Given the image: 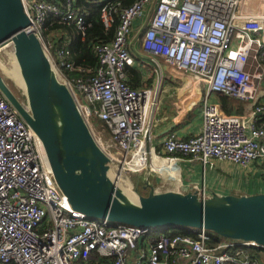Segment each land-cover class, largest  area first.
I'll return each instance as SVG.
<instances>
[{
	"label": "built area",
	"instance_id": "obj_1",
	"mask_svg": "<svg viewBox=\"0 0 264 264\" xmlns=\"http://www.w3.org/2000/svg\"><path fill=\"white\" fill-rule=\"evenodd\" d=\"M99 1L109 28L123 0ZM22 3L32 22L27 30L42 41L86 122L99 120L106 127L115 151L103 150L111 163L143 169L140 155L148 148L165 81L159 75L154 85L135 87L127 69L152 63L160 71L168 64L191 74L207 88L200 130L186 138L169 132L162 150L154 149L158 157L175 167L182 161L204 169L228 162L246 176L264 167V8L252 11L264 0H137L120 9L112 41L92 44L98 64L79 78L65 72L74 69L70 49L62 44L52 50L44 34L54 17L74 23L85 37L90 23L76 0ZM136 23L142 25L138 38L148 61L131 45ZM213 94L227 95L244 109L227 113L219 100H211ZM172 178L183 191L180 175ZM189 190L207 195L206 185L191 184ZM252 246L205 229L169 234L73 209L41 139L0 90V264H263L248 251Z\"/></svg>",
	"mask_w": 264,
	"mask_h": 264
},
{
	"label": "water",
	"instance_id": "obj_2",
	"mask_svg": "<svg viewBox=\"0 0 264 264\" xmlns=\"http://www.w3.org/2000/svg\"><path fill=\"white\" fill-rule=\"evenodd\" d=\"M22 0H0V48L14 44L28 105L0 73V90L41 139L55 180L73 209L138 227L205 229L225 239L264 247V192L202 196L159 191L130 198L111 176V159L95 139L70 88L57 75L42 41L27 29Z\"/></svg>",
	"mask_w": 264,
	"mask_h": 264
},
{
	"label": "crops",
	"instance_id": "obj_3",
	"mask_svg": "<svg viewBox=\"0 0 264 264\" xmlns=\"http://www.w3.org/2000/svg\"><path fill=\"white\" fill-rule=\"evenodd\" d=\"M263 8L262 4H256L252 11H261ZM141 27L142 25L136 23V34L132 37L131 45L137 52L139 59L148 61L149 56L142 50L141 39L138 38L143 34L140 31ZM135 68L136 72L133 76L131 73L128 76L132 86L154 85L159 75H162L165 81L160 107L154 114V124L147 144L148 150L150 148L162 150L163 139L169 132L174 131L178 136L186 138L200 130L203 122L201 106L203 89L197 82L196 77L192 75V78L187 75L188 73L186 74L168 64L162 65L161 71L152 63L146 64V67L135 66ZM215 100H219L218 97ZM176 167L179 168V175L183 183L181 189L183 191H188L191 184L196 183L201 186L206 185L207 195L213 191L220 194L232 193L238 195L264 192V167H260V165L250 176H246V171L233 164H217V167L204 169L200 163L182 161ZM138 180L139 187L142 184L144 190V179L139 178ZM151 181L156 188L160 186V179L156 178L154 180L152 178ZM179 183H173L168 190H177ZM147 189V192H140L146 195L150 190ZM256 257L264 264V250L260 251Z\"/></svg>",
	"mask_w": 264,
	"mask_h": 264
},
{
	"label": "trees",
	"instance_id": "obj_4",
	"mask_svg": "<svg viewBox=\"0 0 264 264\" xmlns=\"http://www.w3.org/2000/svg\"><path fill=\"white\" fill-rule=\"evenodd\" d=\"M137 0H123L122 4L117 6V11L114 16V22L109 28H105L101 20V6L99 0H76L77 8L85 13L87 22L90 25L85 30V37L83 38L81 32L75 27L74 23L64 21L60 18H49L47 27L44 30L45 36L52 41V50H56L62 44L70 49L69 58L74 62V69L65 70L69 78H79L80 76L87 77L92 72L97 64L98 59L95 51L92 47L96 42H110L113 40L117 27L119 25L120 9L126 7ZM62 3V0H59ZM70 36V38H66ZM81 69H85L82 71ZM89 70V71H88ZM128 76L131 73L132 76L136 72L135 66H129L127 69ZM92 74V73H91ZM130 84H132L129 81ZM25 99L26 97L23 96ZM218 99L227 113L241 112L244 108L243 105L227 95L218 94ZM131 188L130 185H128ZM192 228L184 227H159V230H164L169 234H183L191 232ZM196 230V229H195ZM218 238H222L218 234L211 232ZM264 247L252 246L248 249L251 255L258 256L260 251H263Z\"/></svg>",
	"mask_w": 264,
	"mask_h": 264
},
{
	"label": "rangeland",
	"instance_id": "obj_5",
	"mask_svg": "<svg viewBox=\"0 0 264 264\" xmlns=\"http://www.w3.org/2000/svg\"><path fill=\"white\" fill-rule=\"evenodd\" d=\"M256 0H253V3H255ZM264 7V6H263ZM17 65L14 55V44L12 42H8L6 45L0 48V73L4 76L6 82L9 84V86L13 89V91L16 93V95L23 100L25 104L28 105L27 99H25L23 96L26 97L25 94V88L21 85V83L17 80L16 75L14 74L15 66ZM187 74V73H186ZM188 76L192 77L191 74H187ZM193 78V77H192ZM207 94V88L204 89L203 93ZM196 97V96H195ZM217 98V95L213 94L211 96V100H215ZM95 139L97 142L101 145V147L111 155L114 154V148L111 146V144L108 142V133L106 131V127L103 125L102 122L99 120H89L88 123ZM116 156L120 157V154H116ZM146 160L142 164H144ZM151 161L149 160V163ZM222 165L228 164V162L225 163H219ZM145 164L143 165V169L139 171H132L129 166H126L125 168L121 163H118L116 161H112L111 163V176L112 178H118L120 182L121 188L123 186L128 187V185L131 186V190L133 189V185L136 186L139 182V178L145 179L147 175H150L151 180L154 178L160 179L159 181V187L157 190H165L172 186V184H176L178 180L176 178L170 177V174L166 171L155 169L151 165ZM152 168V169H150ZM118 173H121V177L118 176ZM254 187V186H253ZM147 188L142 187V184L140 185V191L141 192H147ZM125 191V190H124ZM126 192V191H125Z\"/></svg>",
	"mask_w": 264,
	"mask_h": 264
},
{
	"label": "bare ground",
	"instance_id": "obj_6",
	"mask_svg": "<svg viewBox=\"0 0 264 264\" xmlns=\"http://www.w3.org/2000/svg\"><path fill=\"white\" fill-rule=\"evenodd\" d=\"M16 60V58H15ZM17 65L15 66V69H14V74L16 75V78L17 80L21 83V85L26 88V84H25V81H24V78H23V75L22 73L20 72V68H19V65H18V62L16 61ZM26 90V89H25ZM140 163L142 164L144 162V160H146V162L144 163L147 164L148 166L151 165L152 167H154L155 169H159V170H163V171H166L170 174V177H178L179 176V168L178 167H175L174 164L166 161L165 159H161L160 157H158L154 151L153 148H150V150H142V153L140 155ZM149 160L151 161L149 163ZM150 167V166H149ZM152 169V168H150ZM118 176H122L121 173H118ZM116 181H117V184L120 186V182H119V179L116 177L115 178ZM121 187V186H120ZM123 191L130 197V198H137L138 195H137V191H136V186L133 185V189L134 190H131L125 186L122 187Z\"/></svg>",
	"mask_w": 264,
	"mask_h": 264
}]
</instances>
